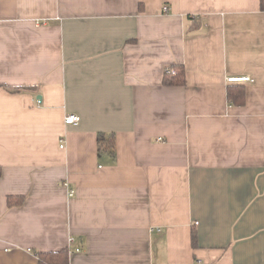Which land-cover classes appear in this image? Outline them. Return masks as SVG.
<instances>
[{
    "label": "crops",
    "instance_id": "crops-1",
    "mask_svg": "<svg viewBox=\"0 0 264 264\" xmlns=\"http://www.w3.org/2000/svg\"><path fill=\"white\" fill-rule=\"evenodd\" d=\"M0 169V264H264L259 0H0Z\"/></svg>",
    "mask_w": 264,
    "mask_h": 264
},
{
    "label": "trees",
    "instance_id": "trees-1",
    "mask_svg": "<svg viewBox=\"0 0 264 264\" xmlns=\"http://www.w3.org/2000/svg\"><path fill=\"white\" fill-rule=\"evenodd\" d=\"M260 10L264 12V0H259ZM175 71L174 75L165 74L163 78V84L166 86H180L184 83V71L181 68H172ZM10 93H17L19 90L8 89L4 87ZM227 101L229 104L234 106H242L244 103L245 91L244 87L239 83H230L226 89ZM100 138V136H99ZM109 147V145H108ZM1 177V169H0ZM8 206H12L11 198H8ZM194 244V240H193ZM37 264H69L68 252L58 251V252H38Z\"/></svg>",
    "mask_w": 264,
    "mask_h": 264
},
{
    "label": "built area",
    "instance_id": "built-area-1",
    "mask_svg": "<svg viewBox=\"0 0 264 264\" xmlns=\"http://www.w3.org/2000/svg\"><path fill=\"white\" fill-rule=\"evenodd\" d=\"M163 11H167L166 7L163 8ZM165 74L174 75L175 71L173 69H169L165 71ZM249 81V78H230L227 80L228 83H243ZM79 122V117L75 114H68L64 118L65 125H76ZM69 195H72V192H69Z\"/></svg>",
    "mask_w": 264,
    "mask_h": 264
}]
</instances>
